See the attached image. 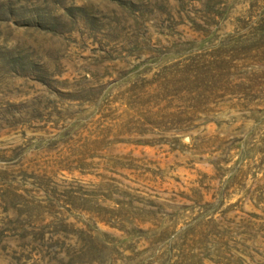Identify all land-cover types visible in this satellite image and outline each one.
Masks as SVG:
<instances>
[{"label": "rangeland", "instance_id": "obj_1", "mask_svg": "<svg viewBox=\"0 0 264 264\" xmlns=\"http://www.w3.org/2000/svg\"><path fill=\"white\" fill-rule=\"evenodd\" d=\"M0 264H264V0H0Z\"/></svg>", "mask_w": 264, "mask_h": 264}]
</instances>
